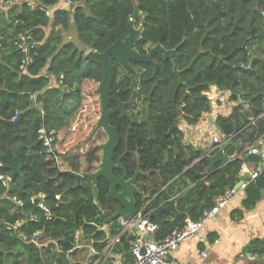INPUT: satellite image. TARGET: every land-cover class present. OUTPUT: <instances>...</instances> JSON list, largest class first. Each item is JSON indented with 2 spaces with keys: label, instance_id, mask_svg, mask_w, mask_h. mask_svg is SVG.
<instances>
[{
  "label": "trees",
  "instance_id": "obj_1",
  "mask_svg": "<svg viewBox=\"0 0 264 264\" xmlns=\"http://www.w3.org/2000/svg\"><path fill=\"white\" fill-rule=\"evenodd\" d=\"M58 2L9 0L6 7L0 6V176H10L12 167H21L28 159L21 170L28 197L20 191V176L11 178L7 188L0 182V264H83L87 253L84 249L92 247L97 256L102 252L105 233L91 223L104 225L109 214L102 211L112 209L109 204L115 202L106 200L108 183L102 178L96 182V208L80 209L93 203L92 182L83 179L73 190V178H56L59 171H98L101 152L97 145L106 140L105 134L98 131L84 147L81 145L99 117L96 90L103 73L85 60V52L102 53L116 40H123L128 35L127 23L134 4L142 16L136 28L141 29V35L134 49L145 53L146 48L157 44L166 50L180 45L177 55L182 84L178 85L172 72L171 59L156 57L157 85L151 79L150 64L132 63L138 74L136 85L143 87L145 95L152 86L157 87L149 95L150 103L142 117L133 118L129 133L125 130L128 136L120 138L113 161L122 156L120 164L127 179L134 174L137 163L142 172H149L150 188L141 185L147 177H139L138 182L143 192L151 190V196L177 176L179 179L170 184L169 190L186 184L183 177L194 183L187 197L177 204L171 221L159 227L156 241L183 227L187 219L198 220L227 186H234L241 178L238 159L224 166L217 164L210 172L209 163L200 159V154L188 157L178 123H202L211 113V87L229 92V100L236 104L228 117L216 119L225 135H232L236 126H244V120L264 113V98H256L264 92V0H72L65 9H59ZM70 27L75 30L77 44L64 38ZM18 35L30 38L27 46L31 62L24 70L20 66L25 55L14 45ZM112 66L111 86H121L125 70L114 60ZM129 84L125 81L122 86ZM245 105L249 111L244 110ZM15 112L20 114L18 120L22 117L17 137L12 122ZM41 130L53 139L58 156L43 146ZM243 135L250 138V144L264 136V115L245 127ZM240 140L234 137V142ZM164 151L168 152L166 163ZM234 153L231 147L225 150L227 156ZM114 175L120 176V171H114ZM263 192L264 169L246 184V207L251 208ZM13 198L21 200L22 207L17 208ZM135 199L141 208L140 197ZM155 200L163 202L161 195ZM41 202L47 213L39 208ZM152 210L150 203L145 212ZM18 221L24 222L19 230L5 229L4 224ZM119 229L117 221L110 224L109 237ZM250 252L263 255L262 242L255 241ZM113 253L122 257L123 264L132 263L127 239H122Z\"/></svg>",
  "mask_w": 264,
  "mask_h": 264
},
{
  "label": "water",
  "instance_id": "obj_2",
  "mask_svg": "<svg viewBox=\"0 0 264 264\" xmlns=\"http://www.w3.org/2000/svg\"><path fill=\"white\" fill-rule=\"evenodd\" d=\"M137 20H142V16L139 14L136 4H134V13L131 19L127 23L128 35L123 40H116L110 47L104 50L102 53H97L96 51H88L85 54V60L90 63L100 67L102 69V80L97 89V94L99 96V100L101 103V118L96 124V127L89 134L86 141L81 145V147L85 146V143L90 141L93 135L102 128L103 131L108 135V139L105 144L99 146L101 150V161L98 167V171L94 174H88L86 172H82L81 174H75L72 172L64 171L58 172L57 178L59 176H69L76 181V185L73 190L77 189L81 185V180L87 179L92 182L93 186V194L94 199L91 205H81L80 209H94L99 205L98 200V190L96 187V182L98 179H104L109 186L108 193L106 195V200H113L120 205V209L114 210V212L108 215L105 219V223L102 226H97L96 224L91 223L96 227L97 231H101L105 233V242L110 238L109 237V225L118 219L122 218L125 221H129L134 219L137 215V212L140 208H138L135 196L140 197V201L143 207L144 203H146L147 197L145 194L139 189L140 184L138 182L139 177L147 176L148 174H144L140 171V166L137 163L136 170L131 178H126V171L120 164V159H117L116 162L113 161L114 150L118 145V134L116 128H113L109 125L108 119L112 113L117 112V109L110 110L108 108V93L109 88L113 82V66L112 60L116 63L122 65V67L128 71L131 75L129 80L131 81V86L135 84V76L136 71L130 65V62L134 64H150L154 67L153 78L157 81V70L158 66L154 61V57L157 56L162 60L171 59L172 61V72L174 76L178 79V85H181L182 82L180 80V71H179V60L177 55V50L180 47L177 46L175 49L166 50L161 45L153 46L147 55H140L133 49L134 42L139 39L141 35V29H136L134 27V23ZM195 59L191 62L189 69L193 66ZM264 98V92L259 94L257 97ZM255 99V98H253ZM120 110V109H119ZM22 119L20 117L19 120L13 123V126L16 130V137L18 136V127L19 122ZM248 120H244V126H236L234 127V131L232 135H222V139L220 141L215 140L212 144V148L210 151H203L202 149H198L197 152L201 153L200 159H205L209 163L208 171H212L216 164L226 165L229 163L228 156L225 155V150L228 147L233 148L235 151H240L242 149V145L250 144V138L243 135V130L247 126ZM240 137L241 143H234V137ZM57 155V154H56ZM168 160V152L164 151V161L166 163ZM198 161V160H197ZM196 161V162H197ZM247 162H257V155H249L246 158ZM28 159L21 167H12L10 169V178H13L15 175L20 176V191L28 197V194L24 190L25 178L22 176L21 170L22 167L27 166ZM114 171H120V176L116 177L114 175ZM170 182L164 189H162L158 195H162L165 202H158L153 198L151 202L147 201V205L149 203L153 204V210L149 213V218L153 219L159 227L168 222L169 220L163 219L162 215H172L176 212L177 204L187 197L191 188H188L183 194H178V188L170 193L169 186ZM187 184L190 186V182L187 181ZM156 195V196H158ZM130 239V238H129Z\"/></svg>",
  "mask_w": 264,
  "mask_h": 264
},
{
  "label": "crops",
  "instance_id": "obj_3",
  "mask_svg": "<svg viewBox=\"0 0 264 264\" xmlns=\"http://www.w3.org/2000/svg\"><path fill=\"white\" fill-rule=\"evenodd\" d=\"M58 5L60 6L59 9H63L62 0H59ZM229 96V92L221 93L218 92L215 87H211L208 98L211 101L212 109L211 113L205 116L202 123L197 126H190L183 120L178 123V129L183 135L181 144L186 148L185 152L188 157L192 154L201 155V153L197 152L198 149L210 151L213 142L215 140L220 141L222 139V135H224V133L216 125V119L219 116L228 117L232 108L236 105L229 100ZM244 110L249 111L247 105L244 106ZM240 121L243 120L240 119ZM238 125L241 124L238 123ZM241 141L242 140L234 143L240 144ZM249 145L250 144L242 145V149H245ZM234 154H236V151ZM197 162L195 161L194 164ZM256 167L260 169L264 168V147L260 150L257 162H248L249 169L253 170ZM187 170L188 168H186L184 172ZM142 173L150 175L149 172ZM148 175L143 176L147 178L141 185L150 188L151 183ZM247 176V173H242L240 175L241 178L234 185V187L241 189L243 184H247ZM179 177L180 176L175 177L170 182L177 181ZM204 178L205 177H201V179ZM182 180L186 184L175 187L178 188V194H183L188 188H192V186H194V183L190 181L189 186L187 184L188 180L185 177H183ZM165 187L166 186L159 190L157 189L153 196L150 195L151 190L147 189L145 192L141 190L147 197L146 203L143 205L147 207L150 204L149 203L147 205V201L151 202L153 198H155L156 195H158V193ZM175 188L171 189L172 191L169 190L170 193H172ZM245 198L244 189L239 190L238 194L230 201L227 208L222 210L212 222L206 224L202 228L199 240H191L181 243L170 260L174 262V264H264V254L258 255L250 252V248L255 241H261L264 246V192L262 193L261 198L251 208H247L244 204ZM161 199H163V202L166 201L164 197ZM162 218L171 221L172 215L164 214L162 215ZM82 240L87 241V238H82ZM43 248L45 249L46 247ZM204 251H207V256L205 258H201L200 253ZM248 254H255L256 259L253 261L247 259ZM96 256L97 255L95 254L93 248L88 247L82 263L95 264L94 262L97 259ZM116 256L122 258L120 255ZM92 258L96 259L92 261ZM53 264H57V261Z\"/></svg>",
  "mask_w": 264,
  "mask_h": 264
},
{
  "label": "built area",
  "instance_id": "obj_4",
  "mask_svg": "<svg viewBox=\"0 0 264 264\" xmlns=\"http://www.w3.org/2000/svg\"><path fill=\"white\" fill-rule=\"evenodd\" d=\"M9 0H0V6L6 7ZM72 0H63L62 8L65 9L70 7ZM46 16H50L49 12H45ZM29 36L18 35L14 45L25 55V59L20 66L21 70H24L26 66L31 62V58L28 55L29 47L27 43L29 41ZM261 114L257 118H250L248 120L247 126L254 125L255 121L263 116ZM19 112H15L12 117V122H16L19 118ZM246 126V127H247ZM40 141H42L43 146L47 149V152L52 154L53 149V139L45 136L43 130L39 131ZM264 147V136L257 137L255 141L247 146L245 149H241L240 152L228 156L229 162L236 159L241 161L240 175L242 173L248 174V180L255 179L261 171L264 169L255 168L249 169L248 162L246 161L247 156L257 155L259 156L260 150ZM11 181L9 176H0V182L4 188L8 187ZM246 184L242 185L241 189L234 186H227L223 194L215 198L213 206L209 209L204 210L198 220L190 221L186 220L183 227L176 229L173 233L167 237L156 241L155 235L159 229L158 224L149 218V214L145 212L146 206L141 207L134 219L125 221L122 218L118 219V224L120 229L114 237H110L100 254H98L95 264H104L106 261H110L111 264H123L122 258L116 256L113 251L117 245L120 244L122 239H127L129 242L130 253L132 257L131 264H174L170 259L174 252L179 248L180 244L183 242L191 240H199L202 228L212 222L217 215L227 208L230 201L238 194L239 190L245 189ZM41 200L43 196H39ZM59 199L60 196H56ZM33 199V198H32ZM13 202L17 208L22 207L23 203L21 200L13 198ZM39 208L45 213L48 212L47 208L42 204H39ZM23 221H18L14 225L4 224L7 231L11 232L13 230H19ZM130 238V239H129ZM76 242L78 241L77 236H75ZM207 256V251L201 252L200 257L205 258ZM247 259L253 261L256 259V255L248 254Z\"/></svg>",
  "mask_w": 264,
  "mask_h": 264
},
{
  "label": "flooded vegetation",
  "instance_id": "obj_5",
  "mask_svg": "<svg viewBox=\"0 0 264 264\" xmlns=\"http://www.w3.org/2000/svg\"><path fill=\"white\" fill-rule=\"evenodd\" d=\"M151 48L152 47L146 48L144 50L145 53H140L139 51H137L133 47V49L137 53H139L140 55H147ZM156 57L157 56L154 57V61L155 62H156ZM156 64H157V62H156ZM130 65L132 66V62H130ZM132 68H133V66H132ZM133 69L136 71L134 86H131V81L129 80V77H130L131 74L124 69L125 70V74H123L122 77H121V79H123V82H121V84L122 85L125 84V81H129L130 84L128 86H122V85L121 86H110V88H109L108 108L110 110L117 109V108L118 109H117V112L112 113L109 116L108 122H109L110 126H112L113 128H116V131H117V134H118V140H120V138L122 137L123 134L128 136V134L125 133V130H127V132L129 133V130L131 129L130 125L132 123H134V119L133 118H137L138 117L137 119H139V118L142 117V112L145 110V108H147V106L150 103L149 95L151 93H153V91L157 87V86H152L150 93L148 95H145V91H144L143 87L136 85L137 84L136 80H137V75L138 74H137L136 68H133ZM153 72H154V67H153ZM151 79L155 81V79L153 78V73H152ZM157 81H158V78H157ZM96 93H97V90H96ZM98 99H99V96H98ZM99 104H100V106H99V117L97 119L96 124L98 123V121L101 118V103H100V100H99ZM96 124H95L94 128L96 127ZM98 131H101L102 133L105 134V135L104 134L103 135L106 136V140L102 144L97 145V147L99 149V146H101V145L106 143V141L108 139V135L103 131L102 128H100ZM118 144H119V141H118ZM117 147H118V145H117ZM117 147L114 150V154L118 150ZM100 152H101V150H100ZM52 154H54L56 156V152L55 151H53ZM120 158H122V156ZM108 202H111V201H108ZM109 207H111L112 209L109 208L108 211H103V214L106 213V214L110 215V214H112L114 212V210L120 209V205L117 202H111L109 204Z\"/></svg>",
  "mask_w": 264,
  "mask_h": 264
},
{
  "label": "rangeland",
  "instance_id": "obj_6",
  "mask_svg": "<svg viewBox=\"0 0 264 264\" xmlns=\"http://www.w3.org/2000/svg\"><path fill=\"white\" fill-rule=\"evenodd\" d=\"M134 27H135V28L140 27V25H139V23H138V20L135 21V23H134ZM64 38H65L66 42H72V43H74V44H77V43H78V42H77V37H76V34H75V30H74L73 27H70V29L65 33ZM86 53H87V51L85 52V54H86ZM96 122H97V121H96ZM84 250L87 251V249H84ZM50 261H53V260L50 259ZM104 264H111V262H110V261H106Z\"/></svg>",
  "mask_w": 264,
  "mask_h": 264
},
{
  "label": "clouds",
  "instance_id": "obj_7",
  "mask_svg": "<svg viewBox=\"0 0 264 264\" xmlns=\"http://www.w3.org/2000/svg\"><path fill=\"white\" fill-rule=\"evenodd\" d=\"M10 177V176H9ZM11 179V178H10Z\"/></svg>",
  "mask_w": 264,
  "mask_h": 264
}]
</instances>
